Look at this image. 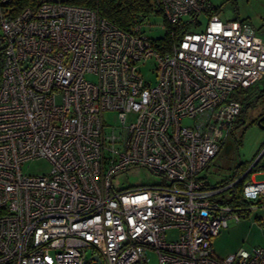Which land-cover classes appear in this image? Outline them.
Returning <instances> with one entry per match:
<instances>
[{
	"label": "built area",
	"instance_id": "built-area-1",
	"mask_svg": "<svg viewBox=\"0 0 264 264\" xmlns=\"http://www.w3.org/2000/svg\"><path fill=\"white\" fill-rule=\"evenodd\" d=\"M150 2L125 31L62 1L12 16L0 0V264H148L149 250L157 264H264V246L214 257L211 239L240 217L216 195L240 178L211 188L201 174L264 78V40L209 0ZM151 16L167 48L143 32ZM37 159L49 172L24 174ZM139 167L159 182L114 185ZM240 198H264V180Z\"/></svg>",
	"mask_w": 264,
	"mask_h": 264
},
{
	"label": "rangeland",
	"instance_id": "rangeland-1",
	"mask_svg": "<svg viewBox=\"0 0 264 264\" xmlns=\"http://www.w3.org/2000/svg\"><path fill=\"white\" fill-rule=\"evenodd\" d=\"M209 3L211 8H220L218 16L221 20L236 19L245 22L258 37L264 40V0H209ZM206 20L205 16H201L200 25L194 28V31H201ZM162 22L161 17L151 16L144 22L143 32L149 39L155 42L160 41L166 35V30L161 26ZM151 67L152 64L149 62L141 70L142 75L147 79H152ZM262 89H264V78L240 95L243 101L239 116L241 125L233 129L224 139L216 157L201 173L211 188H220L221 184L237 171L239 164H241V170L244 169L242 175L257 158L260 159L259 165L264 166V130L255 123V118L264 108V103L260 101L255 105L250 104L254 100L251 92ZM106 121L109 125L115 124L114 114L106 115ZM49 170L50 163L46 159L29 161L22 166V172L27 175H42ZM252 173L246 181L251 177H254L255 181L264 180V167L260 169V173L254 175ZM159 180V177L153 176L147 169L139 167L116 176L114 185L117 188H129L156 184ZM236 180L238 178H235L232 183ZM232 198L230 189L216 195V199L224 200L228 205H233L230 202ZM234 209H238L239 219L229 220L228 226L211 239L212 252L217 259H223L240 249L249 251L255 247L264 246V198L253 202L241 200ZM91 253V249L87 250L88 255ZM147 258L148 264H157V256L153 251H148Z\"/></svg>",
	"mask_w": 264,
	"mask_h": 264
},
{
	"label": "trees",
	"instance_id": "trees-1",
	"mask_svg": "<svg viewBox=\"0 0 264 264\" xmlns=\"http://www.w3.org/2000/svg\"><path fill=\"white\" fill-rule=\"evenodd\" d=\"M39 0H5V3H3L4 8H9L11 10V15H17L19 14L23 9L27 7H35L37 6ZM64 3L75 5V6H82L89 9L96 10L98 14L122 30L129 31L134 23L139 21V18L141 16H148L153 12V6L150 2V0H65L62 1ZM220 11V8H211L209 13L218 14ZM169 37H168V30L166 31V37L161 39V42L164 44V48H167V44L169 43ZM158 47V45H155ZM158 49V48H157ZM259 93H262L261 95L264 96V89L258 91ZM256 90L251 92L252 96H256L255 94L258 93ZM261 96V97H262ZM264 103V98L258 101ZM253 105V101L250 103ZM240 119L237 120L239 122ZM258 159L253 166L250 168V170L244 174V176L240 177L244 171L241 170V164L238 165L237 171L233 174L231 178L224 181L220 187L226 186L234 181V179L240 177V179L233 184L231 188V194L233 198L231 199V203L234 207H237L238 203L241 201V189L248 178V176L252 173V171H258L264 166L259 165Z\"/></svg>",
	"mask_w": 264,
	"mask_h": 264
},
{
	"label": "flooded vegetation",
	"instance_id": "flooded-vegetation-1",
	"mask_svg": "<svg viewBox=\"0 0 264 264\" xmlns=\"http://www.w3.org/2000/svg\"><path fill=\"white\" fill-rule=\"evenodd\" d=\"M262 93H257V94H255L256 96H254V100H253V105H255V104H258V101L259 100H261L262 98H264V96H262L261 95ZM262 96V97H261ZM262 115H264V108H262L261 109V111H260V113H258V115L256 116V118H255V123H256V125H257V120L262 116ZM239 119V118H238ZM237 119V120H238ZM241 125V121H239V122H235L234 123V125H233V129H235V128H237V127H239ZM232 129V130H233Z\"/></svg>",
	"mask_w": 264,
	"mask_h": 264
},
{
	"label": "water",
	"instance_id": "water-1",
	"mask_svg": "<svg viewBox=\"0 0 264 264\" xmlns=\"http://www.w3.org/2000/svg\"><path fill=\"white\" fill-rule=\"evenodd\" d=\"M257 126L261 129L264 130V115H262L258 120H257ZM258 160V158L251 164V166ZM251 166L246 170L245 173L248 172V170L251 168ZM97 260V258H95ZM98 261V260H97Z\"/></svg>",
	"mask_w": 264,
	"mask_h": 264
},
{
	"label": "bare ground",
	"instance_id": "bare-ground-1",
	"mask_svg": "<svg viewBox=\"0 0 264 264\" xmlns=\"http://www.w3.org/2000/svg\"><path fill=\"white\" fill-rule=\"evenodd\" d=\"M252 166H253V165H252ZM252 166H251V167H252Z\"/></svg>",
	"mask_w": 264,
	"mask_h": 264
}]
</instances>
